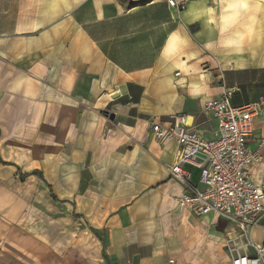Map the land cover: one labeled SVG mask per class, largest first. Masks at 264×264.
I'll return each instance as SVG.
<instances>
[{
    "label": "crops",
    "instance_id": "obj_1",
    "mask_svg": "<svg viewBox=\"0 0 264 264\" xmlns=\"http://www.w3.org/2000/svg\"><path fill=\"white\" fill-rule=\"evenodd\" d=\"M232 2L0 0V264H230L233 225L177 205L178 146L151 124L184 114L211 139L207 101L263 97L264 184V0L225 27ZM174 32L186 44L162 57ZM250 236L264 244V214Z\"/></svg>",
    "mask_w": 264,
    "mask_h": 264
},
{
    "label": "built area",
    "instance_id": "obj_2",
    "mask_svg": "<svg viewBox=\"0 0 264 264\" xmlns=\"http://www.w3.org/2000/svg\"><path fill=\"white\" fill-rule=\"evenodd\" d=\"M159 1L180 13L191 0ZM234 92V88L226 87L220 96L203 105L216 121L211 139L189 130L184 114L163 123L153 122L151 131L158 142L174 140L178 146L169 167L170 178L183 187L177 205L197 216L215 215L233 225L235 235L226 241L230 264H264V244L250 236L264 214V184L255 183L248 171L259 161V151L250 149L249 142L263 97L235 106ZM186 166L198 170L197 182ZM168 264H175L174 259H168Z\"/></svg>",
    "mask_w": 264,
    "mask_h": 264
},
{
    "label": "clouds",
    "instance_id": "obj_3",
    "mask_svg": "<svg viewBox=\"0 0 264 264\" xmlns=\"http://www.w3.org/2000/svg\"><path fill=\"white\" fill-rule=\"evenodd\" d=\"M245 5L240 2V0H236V2L228 3L224 7V26L227 27L228 24L234 20L236 15L239 13L241 9H243ZM209 12L213 11L211 8L208 9ZM186 44V40L179 33H171L168 39L165 42V45L161 49L162 57H171L175 54L182 46ZM210 46V45H209Z\"/></svg>",
    "mask_w": 264,
    "mask_h": 264
},
{
    "label": "trees",
    "instance_id": "obj_4",
    "mask_svg": "<svg viewBox=\"0 0 264 264\" xmlns=\"http://www.w3.org/2000/svg\"><path fill=\"white\" fill-rule=\"evenodd\" d=\"M93 232L96 234L95 230H93ZM97 235V234H96ZM101 241V240H100Z\"/></svg>",
    "mask_w": 264,
    "mask_h": 264
}]
</instances>
